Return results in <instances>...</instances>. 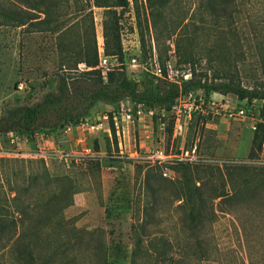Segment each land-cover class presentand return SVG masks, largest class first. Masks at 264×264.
Instances as JSON below:
<instances>
[{"label":"rangeland","instance_id":"rangeland-1","mask_svg":"<svg viewBox=\"0 0 264 264\" xmlns=\"http://www.w3.org/2000/svg\"><path fill=\"white\" fill-rule=\"evenodd\" d=\"M205 1L130 0L121 19L126 57L123 68L130 80L141 87L152 78L145 68L154 55L162 65L174 57L179 69L190 75H202L209 82H231L248 89L263 84L264 0H228L225 15L207 9ZM215 1L218 5L220 0ZM15 2L19 1L0 0V10L15 8ZM30 3L33 20L23 26L0 14V116L10 106L32 104L53 91L59 65L68 55L70 43L80 44L92 34L96 47L103 43L104 10L94 7L91 0H30ZM141 38L145 41V57L140 53ZM135 55L140 59L138 66L133 67L127 62ZM210 97L224 106L218 115L191 119L185 133L173 140L169 135L173 118L167 115L162 143L167 151L173 152L197 143L204 161L195 166L208 182V190L223 187L224 196L213 200L214 215L204 232L191 236L182 227V209L167 201V197L164 201L161 197L156 211H149L147 216L146 232L151 237L142 242L138 264H154L147 254L159 244L160 238L176 246L178 264H264V187L260 185L264 182V141L261 151L256 152L252 128L264 121L263 100H240L233 94L220 92H211ZM112 108L98 104L89 111L86 121L96 124ZM240 109L244 110L243 116L237 113ZM129 130L125 137L127 152L160 145L156 142L159 136L156 124L146 120L145 126L135 123ZM144 130L150 134L149 139L140 136L139 132ZM107 132L103 129L67 134L60 130L54 140H49V145L60 146L59 151L70 153L72 141L81 138L75 144L77 153L90 150L99 154L94 160L86 158L76 163L68 159L59 164L65 166L74 180L76 191L74 202L64 215L80 232L68 231L71 243L67 256L54 258L60 264H131L132 226L142 219L144 204L150 196L143 182L145 171L150 168L154 178H159L160 171L165 169L131 159L125 152L121 154L117 140L114 142ZM0 146L18 152V156L3 158L7 174L13 170L39 171L41 167L12 160L45 161L43 157L28 156L44 150L43 142L30 141L24 135L13 143L7 136H0ZM48 147L46 151L50 150ZM91 162L99 164V171L88 170ZM48 164H53L51 159ZM150 183L156 186L157 182ZM250 186L258 187L256 199L247 194ZM159 189L164 191L162 187ZM166 192L171 193L168 188ZM195 238L201 241L206 255L199 258L195 253L184 257L186 252L199 251Z\"/></svg>","mask_w":264,"mask_h":264},{"label":"trees","instance_id":"trees-1","mask_svg":"<svg viewBox=\"0 0 264 264\" xmlns=\"http://www.w3.org/2000/svg\"><path fill=\"white\" fill-rule=\"evenodd\" d=\"M15 8L0 10L2 17L12 20L15 25L23 26L31 23L32 13L30 0H18ZM92 5L104 10L102 23V38L104 54L115 60L120 66L107 72L104 79L98 66V55L94 34L82 43L67 46L68 55L59 65V74L53 91L47 92L40 101L29 105H14L7 108L0 116V136L8 133L24 135L30 141H35L39 135L48 136L65 127H77L86 120L89 111L98 104L116 107L119 102L128 99L133 104H144L150 108L162 109L166 116L175 101L191 91L204 90L209 97L211 92L233 94L240 100L262 99L264 107V82L259 88L248 89L231 82L217 84L203 79L202 75L192 73L188 81L181 85L170 84L165 80L151 79L140 85L130 80L123 68L126 61L122 45L121 19L129 9L130 0H91ZM207 1V2H206ZM205 7L211 11H222L225 15L226 2L206 0ZM25 14V15H24ZM141 55L146 56V46L140 39ZM138 59L139 56H138ZM166 62V61H165ZM85 64L90 70L78 71L79 64ZM160 64V63H159ZM165 64V63H164ZM160 64V66H164ZM176 65L178 66L177 62ZM207 119L208 117H193ZM192 118V119H193ZM173 124V121L171 122ZM167 128V127H166ZM171 131L169 135L171 137ZM111 134L115 142V132ZM264 141V121L256 124L253 144L256 152L261 151ZM6 158H4L5 160ZM22 159V158H21ZM0 160V259L3 264H60L55 257L67 256L71 240L68 231L80 233L79 230L64 215L65 209L74 202V180L68 172L62 176H53L43 159L12 160L14 163H25L29 166L39 164L40 170H13L10 174L4 171ZM10 162V161H8ZM88 170L99 171L97 162H91ZM170 168L177 175L176 180L154 178V171H145L144 183L150 194L144 204L141 220L134 222L132 236L134 248L131 252V264H138L137 258L142 253V242L151 237L146 232L147 216L155 212L161 197H167L171 204L182 209L184 217L183 229L189 233L204 232L207 224L212 221L214 209L213 200L223 197V187L208 190V182L195 165L176 163ZM196 171H193V169ZM150 182H157L156 186ZM264 187V182L260 183ZM164 188L159 189V188ZM170 189V194L167 191ZM257 186L247 187V194L257 198ZM150 211V213H149ZM154 237V236H153ZM199 237V235L197 236ZM159 244L150 250L149 258L154 264H178L176 246L170 241L160 238ZM195 246L199 251L186 252L188 258L195 253L199 258L206 254L201 241L195 238ZM181 251V250H179Z\"/></svg>","mask_w":264,"mask_h":264},{"label":"built area","instance_id":"built-area-1","mask_svg":"<svg viewBox=\"0 0 264 264\" xmlns=\"http://www.w3.org/2000/svg\"><path fill=\"white\" fill-rule=\"evenodd\" d=\"M97 55H98V69L101 72L103 78H106L107 72L112 71L117 64L115 60L107 57L104 54L103 43H98L97 45ZM139 59L138 56H133L128 58V64L135 67L138 66ZM90 70L85 64L81 63L78 65V71ZM145 70L149 72L154 80L159 79L165 80L170 84L181 85L183 82L188 81L191 75L181 69L176 65V60L174 57H170L166 60L164 66H160L157 58L153 57L146 64ZM223 105L220 102H216L210 96L208 97L204 90L191 91L187 94L181 95L173 104L170 109V114L173 118L171 138L176 139L183 135L187 129V124L193 117H210L211 115H218L219 111L223 110ZM238 115L243 116L244 110H238ZM166 117L165 111L162 109L150 108L144 104H133L128 99L119 102V104L112 108L103 118L96 124H90L86 120L80 123L77 127L81 130H97L106 127L111 136V130L115 132L116 140L119 147V152L127 153V156L131 159L140 160L145 163L156 164L163 166L165 169L162 171V176L164 178L173 180L176 178L175 173L170 169L171 165L176 163H186L191 165L200 164L204 160L199 155L197 143H193L189 147H181L178 151L173 152L172 149L166 150L162 141L166 134V128L164 123V118ZM149 121L150 124H156L159 131V136L156 142L160 145L156 147L144 148L143 151H137L134 149L133 152H127L125 148L126 134L130 132V126L133 129L135 123L142 124L145 126V121ZM74 127L67 126L64 128V132H70ZM255 130L256 126L252 125ZM140 136H145L146 139L150 138V134H147L145 130L139 132ZM7 138L13 143L14 140L18 139L16 133H8ZM123 143V146H122ZM18 152H11L10 150H4L0 146V160L5 157L18 156ZM55 156L60 157L65 163L68 159L79 162L82 159H92L94 160L99 156L96 152L87 150L84 153H65L63 151H58ZM37 157H43L44 154H39Z\"/></svg>","mask_w":264,"mask_h":264},{"label":"crops","instance_id":"crops-1","mask_svg":"<svg viewBox=\"0 0 264 264\" xmlns=\"http://www.w3.org/2000/svg\"><path fill=\"white\" fill-rule=\"evenodd\" d=\"M97 106L98 105L94 106L92 108V110L95 109ZM103 116H102V118H103ZM103 129H105L106 131H108V129L106 127H104ZM103 129H97L96 131H101ZM73 131H76V132H79L80 133L81 130L78 127H74L68 133L70 134ZM107 133L109 135V131ZM55 134L56 133H53V134L48 135V136H44V138L43 137L40 138V137L37 136L35 138V140L37 142H43V145L45 146L44 150L48 146H49L48 148L50 150H47V151L46 150L45 151L44 150H41L39 152H36V153H33V154H29L28 156H30V157H37V156H39V154H44V159H45V161L47 163L48 170H49L50 174L53 175V176H62V175H65L66 174V168H65L64 165L63 166H60L59 164H64L65 161H63L60 157L55 156V153L59 151L58 148H60V146H57L56 147V145L55 146L54 145H49L50 144V141L49 140H52V139L54 140ZM19 136L20 135H18V137ZM39 136H43V135H39ZM80 141H82V139L81 138H77L75 141L73 140L72 143L70 142L71 143L70 145H71V150H72L71 152L72 153H76V150H77V148H76V145L77 144L76 143H79ZM48 159H51V161H52L53 164H48Z\"/></svg>","mask_w":264,"mask_h":264}]
</instances>
